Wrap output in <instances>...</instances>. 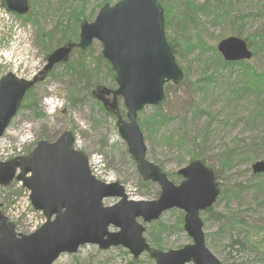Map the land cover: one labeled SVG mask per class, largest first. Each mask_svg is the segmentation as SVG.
Returning a JSON list of instances; mask_svg holds the SVG:
<instances>
[{
	"label": "rangeland",
	"instance_id": "1",
	"mask_svg": "<svg viewBox=\"0 0 264 264\" xmlns=\"http://www.w3.org/2000/svg\"><path fill=\"white\" fill-rule=\"evenodd\" d=\"M30 1L31 11L27 15L30 18L10 13L9 29L4 27L5 19L0 14V79L12 71L23 78H32L44 68L48 55L54 49L77 41L80 21L75 40H68L74 28L70 18L74 9L84 14L81 20L93 21L102 5L115 4L119 0ZM168 1L173 4L185 3V0ZM194 1L197 4L208 3L196 16H180L185 22H181L178 17L173 20L171 28L166 29L167 36L176 46L181 47L183 58L177 54L176 56L185 74V70L188 71L187 77L177 87L172 84L167 93V100L162 106L163 113L168 118L165 123L152 132L145 127L143 130L148 145V158L158 164L177 184L182 180L178 170L189 163L191 157L189 149L178 146L175 140L182 134H187L191 139L197 137L195 144L200 147L202 158L217 172L221 188L224 189L238 182L253 180L254 163L264 160V113L260 117L251 115L252 97L249 94L240 97L237 85L243 81L242 71L238 67H223L216 62L217 52L220 54L217 45L230 32L227 21L221 18V14L225 15L221 10L224 8L216 7H231L233 13L243 15L242 37L247 40L250 38V46L254 52L249 63L254 69L264 71V0ZM174 16L177 17V14L174 13ZM40 29L44 33L39 32ZM41 33L45 40L41 39ZM45 33L49 35H44ZM187 42L194 46L191 51L184 52ZM45 46L51 49L48 51ZM102 49V43L95 40L87 54L88 61L94 62L96 70L90 85L87 84L86 72L84 77L81 76L82 79L76 78L75 70L64 63L58 65L44 81L38 82L32 94L24 100L1 142H5L10 148H17L16 145L19 144L21 151L28 155L38 140H55L65 130H71L76 136L75 145L78 148L88 155L101 156L105 167V173L99 171L97 175L101 180L119 181L125 186L129 198L156 199L161 192L160 186L155 182L143 184L137 165L119 133L118 116L125 117L127 111L123 101L119 99V106H116L115 112L110 113L99 100V91L93 93L97 85L111 90L118 87L114 74L109 71L106 63L98 62ZM3 53L8 56L7 59ZM78 59L84 60L79 52L71 53L68 63H76ZM210 75L215 79H208L207 76ZM197 81L201 85L197 86ZM52 100L57 105L54 113L47 111L48 102ZM197 106L204 111L195 115ZM155 115L154 106L145 107L139 115L140 124ZM230 148L235 150V155L224 160V153ZM15 182L9 186L0 185V204H3L0 208L6 215L10 206L17 201L11 197ZM117 200L118 198H107L105 204L110 205ZM239 201L249 219L257 223L264 221V198L260 207H256L250 195L240 200L235 197L227 201L220 199L216 210L220 212L228 205L236 211L240 206ZM184 215L185 212L181 209L164 212L159 221L167 225L168 230L163 235L162 247H157L150 240L148 231L146 233L152 247L167 251L191 243L192 238L184 229ZM208 215L209 213H202L203 219ZM13 220L10 218V221ZM205 221L208 246L224 264H262L254 261V254L244 252L233 242L237 233H220L211 238L219 228V222ZM16 228L27 232L23 226ZM132 260V254L123 247L102 250L97 245L86 244L77 253L62 254L54 264H129ZM138 264H155V260L145 252L138 259Z\"/></svg>",
	"mask_w": 264,
	"mask_h": 264
},
{
	"label": "water",
	"instance_id": "2",
	"mask_svg": "<svg viewBox=\"0 0 264 264\" xmlns=\"http://www.w3.org/2000/svg\"><path fill=\"white\" fill-rule=\"evenodd\" d=\"M9 11L25 15L30 0H1ZM94 40L102 43V55L111 65L118 88H103L113 94L112 109L121 98L126 117L118 116L119 133L127 143L141 176L159 184L161 192L153 200L129 198L119 181L105 182L91 171L87 153L74 147L75 136L64 131L57 139H40L26 157L13 164H0V183L15 177L31 192L34 207L43 211L46 222L30 234L17 233L0 213V264H53L63 253H77L85 244L103 250L121 246L135 259L148 251L155 264H223L208 247L201 212L211 208L221 193L213 168L201 159L178 170L180 183L148 158L145 133L139 112L146 106H160L167 100V83H179L184 71L177 61L165 28V9L159 0H119L105 3L93 21L83 20L79 39L55 49L47 59L40 79L63 60L73 48L82 50ZM218 50L227 61L249 60L253 52L246 39L229 36ZM39 80L8 73L0 81V138L17 114L24 96ZM20 172L17 174V170ZM254 173H264V160L253 165ZM106 198H119L106 205ZM173 208L185 212L184 229L192 242L168 251L152 249L144 234L146 224L158 220ZM142 218V223L139 219ZM115 228L116 230H111Z\"/></svg>",
	"mask_w": 264,
	"mask_h": 264
},
{
	"label": "trees",
	"instance_id": "3",
	"mask_svg": "<svg viewBox=\"0 0 264 264\" xmlns=\"http://www.w3.org/2000/svg\"><path fill=\"white\" fill-rule=\"evenodd\" d=\"M162 3H164L165 6V19H166V29L171 28V24L174 19L180 17V16H196L198 11H202V7H206L208 2L197 4L194 0H185V3H169L168 0H160ZM186 4V5H185ZM176 7V8H174ZM218 9H221L224 11L225 15L223 16L221 14L222 20H226L227 24L229 26V35H239L242 36L243 30V15H238L233 13V9L231 7H223L218 6L216 7ZM220 11V10H219ZM174 13L177 14V17L174 16ZM84 16L82 12H78L75 9L72 12V23L74 25V28L72 32L69 34L68 40H75L76 33H77V27L79 21L81 22V17ZM21 18L29 19V16H20ZM181 22H185L181 17L179 18ZM39 32H43L42 29L39 30ZM44 33V32H43ZM43 33H41V39L45 40ZM44 35H49V33H45ZM169 38V37H168ZM263 41H264V35H263ZM172 46L175 49V52L177 55L183 58V52L181 50V47L176 46L171 38H169ZM249 44L251 43L250 38H248ZM193 44L190 42L186 43L185 48L183 51H191L193 48ZM45 49L49 51L51 48H47L45 46ZM91 50V46L86 50L81 49H74L72 54L74 52H79L84 60L78 59L76 63L69 62L68 59L60 64H66V66L71 67L73 70H75V77L81 78L84 73H87V84L92 83V78L94 77V71L95 68L93 66V61H88V52ZM91 59V58H90ZM104 61L106 65L109 68V71L112 72L111 67L109 63L103 58V56L100 54L98 57V62ZM216 62L218 65H221L223 67H238L240 71H242L243 81L241 84L237 85L239 91H240V97L244 96L245 94H249L253 99V108L251 111V115L254 116H263L264 113V71H258V69H254L252 65L249 63V61L242 60L237 62H231L226 61L221 54L217 52V59ZM58 64V65H60ZM57 65V66H58ZM56 66V67H57ZM55 67V68H56ZM184 78L179 84H175L174 86L177 87L178 85H181V83L184 81V79L187 77V70ZM52 72V71H51ZM50 72V73H51ZM90 73V74H88ZM208 79L213 80L215 77L212 75L207 76ZM203 81V78H202ZM196 85H201L200 81L196 82ZM99 86L97 85L96 89L93 90V93H96L97 88ZM172 88V84L168 83L166 85V92L169 93L170 89ZM33 89H31L28 93V97L32 94ZM156 109V115L154 118L147 119L141 124L142 128L145 127L150 132L153 130H157L158 127L161 124H164L165 121L168 119L167 116L163 113V107L162 106H154ZM204 110H202L199 106H197V109L194 111L195 115H198V113H202ZM111 113V111H108ZM202 135V134H201ZM197 137L194 139L189 138L187 134L180 135L176 140L175 143L180 147H186L189 149V155L190 160L195 159H202L205 162V158H202L201 149L196 145ZM235 155V150L233 148H230L226 150L224 153L223 159H230ZM217 174V172H216ZM217 177L218 174H217ZM144 185H150L151 181L144 180L142 178ZM250 195L252 202H255L256 207H260L263 205V196H264V173L262 174H254L253 180H250L248 182H238L234 184L231 187L222 188L221 194L218 198V201L220 199L224 200H230L231 197H235L237 199H243L244 197ZM218 201L214 206L209 208L206 213H209L206 219L204 220H211L212 222H219V228L214 231V233L211 235V238L215 237L216 234H226L227 232H235L237 233L236 239L233 241L237 243L244 252H249L251 254L255 255L254 261L261 262L264 264V221L261 223H257L255 221H252L246 216V212L242 210V202L239 201V208L236 211H233L229 208V206H225L224 209L220 212L216 210V207L218 206ZM229 202V201H228ZM253 210L255 208H252ZM206 222V221H205ZM168 226L162 223L161 221H155L151 223V225L148 227V233L150 234V240L159 248L162 247V239L163 235L167 232ZM129 264H138V259H133Z\"/></svg>",
	"mask_w": 264,
	"mask_h": 264
},
{
	"label": "built area",
	"instance_id": "4",
	"mask_svg": "<svg viewBox=\"0 0 264 264\" xmlns=\"http://www.w3.org/2000/svg\"><path fill=\"white\" fill-rule=\"evenodd\" d=\"M0 14H1V16L7 17L6 12L1 8H0ZM4 145H0V147H2ZM10 153L11 152H7L4 147L2 149H0V157L7 158L10 155ZM97 157L98 156L95 155L94 159L92 160V162H94L95 164H97L99 162V158H97ZM96 169L98 170L97 167H96ZM22 215L24 216L23 220L25 221L26 226L29 229H35L36 227H38L43 222V218L40 215V213L33 210V208L31 207L30 201L28 198V194L26 192H24L23 204H22L21 209L19 210V216H22Z\"/></svg>",
	"mask_w": 264,
	"mask_h": 264
}]
</instances>
